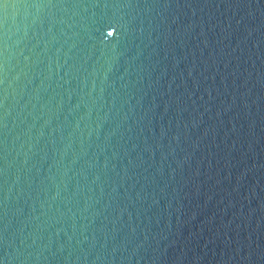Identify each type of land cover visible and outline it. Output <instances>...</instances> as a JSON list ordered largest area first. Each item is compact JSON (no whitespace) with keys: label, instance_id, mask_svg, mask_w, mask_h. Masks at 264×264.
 Masks as SVG:
<instances>
[{"label":"water","instance_id":"95a60500","mask_svg":"<svg viewBox=\"0 0 264 264\" xmlns=\"http://www.w3.org/2000/svg\"><path fill=\"white\" fill-rule=\"evenodd\" d=\"M8 14L0 264H264V0Z\"/></svg>","mask_w":264,"mask_h":264},{"label":"snow or ice","instance_id":"6c2138e0","mask_svg":"<svg viewBox=\"0 0 264 264\" xmlns=\"http://www.w3.org/2000/svg\"><path fill=\"white\" fill-rule=\"evenodd\" d=\"M22 0H0V25L8 20V9L10 6H18Z\"/></svg>","mask_w":264,"mask_h":264}]
</instances>
